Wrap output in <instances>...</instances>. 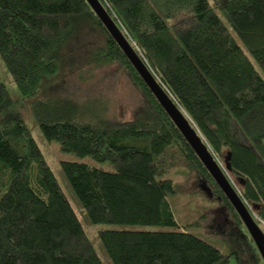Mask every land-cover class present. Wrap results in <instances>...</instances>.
Listing matches in <instances>:
<instances>
[{
	"label": "trees",
	"instance_id": "obj_1",
	"mask_svg": "<svg viewBox=\"0 0 264 264\" xmlns=\"http://www.w3.org/2000/svg\"><path fill=\"white\" fill-rule=\"evenodd\" d=\"M100 1L264 230V78L243 48L264 73V0ZM80 28L104 39L87 62L120 66L141 92L130 118L86 119L73 98L40 91L61 71ZM0 57L48 140L110 163L62 161L91 222L155 227L101 229L113 264H264L234 206L87 0H0ZM11 104L0 81V264H104L23 118L4 116ZM183 163L211 184L238 225L226 241L178 223L171 196L179 186L168 174Z\"/></svg>",
	"mask_w": 264,
	"mask_h": 264
},
{
	"label": "rangeland",
	"instance_id": "obj_2",
	"mask_svg": "<svg viewBox=\"0 0 264 264\" xmlns=\"http://www.w3.org/2000/svg\"><path fill=\"white\" fill-rule=\"evenodd\" d=\"M217 11L224 18L221 12ZM223 20L229 26L227 21ZM73 40L74 43L66 48L67 61L63 64L61 71L46 80L40 91L46 95L73 98L79 102L81 112L84 113L82 117L86 119L95 118L93 112L103 114L102 116L113 120L127 119L133 116L136 108L141 104V92L132 84L126 71L114 63L89 64L87 62L94 49L103 44L102 32L93 28H80L75 33ZM243 48L264 78V73L256 60L244 46ZM0 81L7 85L12 96V104L3 111L4 116L16 115L23 118L62 189L71 201L102 262L113 264L101 242L99 236L101 229L155 227L91 222L64 174L62 161L88 162L106 169L111 167L110 163L98 162L90 156L80 157L75 153L63 150L59 141L48 140L33 117L32 105L21 94L1 57ZM168 175H172L178 182L179 192L172 195L171 200L176 219L182 227L214 242L226 241L232 234L239 232L240 229H238V225H235L233 216L220 202V198L215 194L211 184L189 169L186 163L174 167ZM232 264H234V260H232Z\"/></svg>",
	"mask_w": 264,
	"mask_h": 264
},
{
	"label": "water",
	"instance_id": "obj_3",
	"mask_svg": "<svg viewBox=\"0 0 264 264\" xmlns=\"http://www.w3.org/2000/svg\"><path fill=\"white\" fill-rule=\"evenodd\" d=\"M87 1L234 206L264 261V230L231 183L195 123L152 72L104 4L100 0Z\"/></svg>",
	"mask_w": 264,
	"mask_h": 264
}]
</instances>
